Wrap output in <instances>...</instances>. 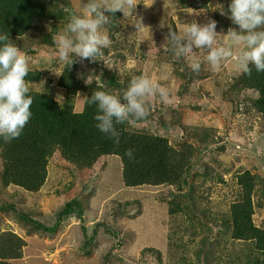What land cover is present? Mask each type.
Here are the masks:
<instances>
[{
  "label": "trees",
  "instance_id": "16d2710c",
  "mask_svg": "<svg viewBox=\"0 0 264 264\" xmlns=\"http://www.w3.org/2000/svg\"><path fill=\"white\" fill-rule=\"evenodd\" d=\"M212 1L168 0L166 4L172 6V12L192 8L208 14L210 20L217 21L218 39L227 37L230 28L238 31V25L230 19L231 0H216L223 2L222 17L219 11L215 14L207 12ZM81 5V0H0V33L7 34L22 51H29L30 32L47 25L35 42L43 45L40 47L42 54L45 52L55 58L58 53L53 35L62 31L71 17L78 14ZM137 5L141 10L137 14L134 9L131 18H125L121 12L110 17L109 24L102 30L109 34L112 43L95 63L81 61L77 57L70 68L59 62L55 65V71L63 73L58 76L56 86L61 89L62 96H58L57 88L52 86L49 72L45 74L34 69L29 73L26 79L34 96L32 117L18 139L11 142L0 139V190L12 188L18 193L39 194L48 181L53 158H63L71 169L93 172L103 169L108 158L116 156L121 161L123 186L149 189L151 193L144 196L161 201L168 217L178 221V227L187 236L186 245L181 239H175L176 231L173 232L175 228L171 227L164 252L152 248L144 251L155 264H168L170 261L187 264V248L197 244L202 232L206 235L200 241L201 246L195 250L196 263L190 264H200V259L205 264H214V247L217 246L216 253L219 252L216 258L221 259L220 244L229 242L230 247L233 243H240L241 247L244 245L250 251L240 258L245 252V249H240L233 255L236 261L231 264H264V217H257L264 211V172L259 174L242 169L235 175L236 188L231 187L225 176L233 165L222 168L219 165L221 161L212 152H223L225 146L232 145L228 139L232 133V121L226 120L221 134L219 126L195 119L194 123H186L188 114L184 111L185 107L197 111L198 99L205 95L210 97L209 91L203 89L202 82L205 81L217 88L213 98L217 97L219 102L226 104L228 113L242 112L251 116L252 110L253 116L262 118L264 122V72H257L250 65V75L241 72L218 80L219 76L211 72L212 67L207 64V49H203L202 59L194 53L196 48L187 56L180 57L171 50L169 29L178 32L186 26L176 23L172 17L168 20L171 11L163 13L159 10L160 15L153 16L147 5ZM134 20L139 21V28L131 26ZM128 60H134V67L127 66ZM192 61L201 63L198 72L190 68ZM166 67L171 68L170 73H167ZM146 70L151 71V75L158 71L161 78L158 77L156 82L168 89V101L164 102L158 95L146 97L144 103L148 114L145 118L137 119L132 113L124 123H117L114 119L112 131L101 133L95 127L98 123L94 119L97 107L88 103L89 98L96 91L104 90L119 95L123 100L132 78L145 76L152 79L153 75H145ZM86 75L92 76L91 82H85ZM195 82L199 87L193 90ZM219 110L223 111V108ZM141 123L145 124L140 126ZM177 124L185 132L184 139L178 136L177 128L174 139L160 134V128L171 129ZM262 128L260 132L264 134ZM246 129L250 130V126ZM116 140L120 141L118 145L114 143ZM130 149L133 151L132 159L126 155ZM200 163L206 169L203 178L197 180L199 172L196 170ZM196 181L201 188H206V198L197 191L200 186ZM220 184L226 185L224 188L228 190L219 189ZM214 188L219 194L235 189L227 195L235 198L227 211L212 212L210 205L203 203L207 198L211 199ZM15 192L12 196L17 195ZM10 203L1 204L0 208L3 211L13 210L21 220L45 233L50 231L44 230L35 222L37 220L31 221L29 218L32 216L17 211ZM214 228L219 230L218 235L213 236ZM220 230H223V235H220ZM33 234L29 227H25L27 237L34 240ZM181 247H186V251ZM43 252V246H30L21 233L0 230V264H38L43 261L46 264ZM112 256V252L107 253L102 264H112Z\"/></svg>",
  "mask_w": 264,
  "mask_h": 264
},
{
  "label": "rangeland",
  "instance_id": "374dc122",
  "mask_svg": "<svg viewBox=\"0 0 264 264\" xmlns=\"http://www.w3.org/2000/svg\"><path fill=\"white\" fill-rule=\"evenodd\" d=\"M166 1L168 0H137V3L147 5L149 11L152 10L153 16H159V10L163 13L173 10L171 5L166 4ZM84 2L86 0H81V4ZM222 3L213 0L207 12L215 14L219 11L220 16H224ZM139 9L141 10L137 5L135 7L137 14ZM171 17L182 26L192 22L206 24L210 21L208 14L204 15L192 8L172 12L167 19L169 20ZM136 24H139V21L134 20L131 26L136 27ZM46 28L47 25L31 31L28 38L31 40V46L30 44L27 46L30 47V50L23 49L22 52L32 61L34 69L41 70L45 74L49 72L48 77L53 79L52 86L57 88L58 96H62L61 89L56 87L58 75L54 72L56 70L55 65L58 63L56 60L58 54L55 58L52 55H46L45 52L42 54L40 47L43 45L35 42L37 35ZM130 35L135 34L131 33ZM227 43V37L217 39L218 45H226ZM194 53L199 59L204 58L203 48L195 50ZM126 64L128 67H134L135 62L128 60ZM166 69L167 73L171 72L170 67H166ZM210 71L219 76L218 80L241 73L240 65L233 59L222 61L218 68H211ZM90 75H86V81L91 82L92 76ZM145 75L151 77L153 75L152 80L154 81L159 77L156 70L152 75L151 71L146 70ZM202 84L203 89L209 91L211 95L209 97V95L203 94L205 96L198 99L197 111H194L192 107L184 108L185 113L188 114L185 122L194 123L195 119L202 121L201 123L206 122L210 125L219 126L221 134H223L226 120L232 121L233 124L230 125L232 133L228 138L232 141V145L225 146L223 152H212L221 161L219 165L222 168L233 165L230 173L225 176L231 187H234L236 173L242 169L263 174L264 134L260 132L264 127L263 119L255 118L252 110H250L251 116L242 112L228 113L227 105L219 102L217 97L213 98L217 88H214L215 86L209 82L203 81ZM198 87L199 85L195 82L192 89L195 90ZM80 94L85 95L83 92ZM219 108H223V111ZM144 124L141 123L140 126ZM247 126H250V130L246 129ZM177 130L160 128L159 132L174 139L177 137ZM198 166L196 171L199 172V177L197 180H200L204 176L206 166L202 163ZM0 172H2L1 167ZM196 182L200 186L197 191L206 198L208 196L206 188H201V184ZM225 186L220 184L219 189ZM234 188L225 194H219L214 188L210 195L211 199L207 198L203 203L210 205L212 212H225L228 210L230 202L235 199L227 196L229 192L235 190ZM172 189L176 190V188ZM227 190L228 188H224V191ZM14 192L12 188H1L0 205L11 202L17 211L29 214L32 216L29 218L31 221L37 220L35 222H38L44 230L50 231L45 233L41 229H37L36 226H30L28 222L21 220V217L13 210L3 211L1 208L0 230H14L27 238L30 246H43V259H45L46 264H102L105 255L109 252L113 253L112 264H147V262L155 264V261L150 260L144 251L152 248L164 252L167 248V239L171 227L175 228L173 229V232L176 231L175 239L179 238L181 242L187 245V236L178 227L179 222L168 217L167 211L163 207L164 204L156 198L144 196V194L151 193L149 189L123 186L121 161L116 156L108 158L103 169L93 172L79 168L71 169L63 158H53L51 159L48 181L39 194L28 195L27 193L15 192L17 195L12 196ZM259 214H257L258 218L264 217V211ZM57 220H59L58 223ZM55 224H57L56 229H53ZM25 227H29L35 233L32 235L35 237L34 240L25 235ZM222 231L220 230V235ZM217 232L219 234V230L214 228L213 236ZM205 235L206 233L202 232L197 239V244L187 248L189 250V257L185 261L187 264L196 263L195 250L201 246L200 241ZM229 243H223L224 246L220 244L221 259L216 258V254L219 252L216 253L217 246L214 247L215 256L212 257L214 264L235 262L236 257H232L240 249H245L240 258H244L250 252L244 245L241 247L240 243H233L231 247ZM181 249L186 251V247H181ZM143 260L145 262H142ZM175 263L170 261L168 264ZM38 264L45 263L43 261ZM200 264H205L202 259H200Z\"/></svg>",
  "mask_w": 264,
  "mask_h": 264
},
{
  "label": "clouds",
  "instance_id": "9594fccd",
  "mask_svg": "<svg viewBox=\"0 0 264 264\" xmlns=\"http://www.w3.org/2000/svg\"><path fill=\"white\" fill-rule=\"evenodd\" d=\"M137 4V0H86L63 30L53 35L58 53L56 60L65 68H70L77 57L95 63L112 43L109 34L102 30L109 24L110 17L121 12L125 18H131ZM229 8L230 19L238 25V31L228 30L226 45L217 44V21L210 20L206 24L188 23L178 32L170 28L171 50L180 57L187 56L193 48H203L208 50L206 60L214 69L222 61L233 59L243 74H251L250 65L257 72H264V0H231ZM136 26L139 28V24ZM189 66L198 72L201 63L192 61ZM33 70L32 61L21 48L7 34L0 33V139L5 142L18 139L32 117L33 89L26 78ZM54 72L58 76L63 74ZM157 95L167 102L169 91L145 76L130 80L123 100L109 91H96L88 100L97 107L95 127L108 134L113 129L114 119L124 123L132 113L137 119L145 118L148 113L144 98ZM114 143L118 145L120 141ZM126 155L130 159L134 157L131 149Z\"/></svg>",
  "mask_w": 264,
  "mask_h": 264
},
{
  "label": "water",
  "instance_id": "95a60500",
  "mask_svg": "<svg viewBox=\"0 0 264 264\" xmlns=\"http://www.w3.org/2000/svg\"><path fill=\"white\" fill-rule=\"evenodd\" d=\"M175 128L178 129V136L180 137V139H184L185 133L181 125L180 124L174 125L171 129H175Z\"/></svg>",
  "mask_w": 264,
  "mask_h": 264
}]
</instances>
